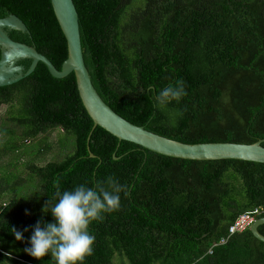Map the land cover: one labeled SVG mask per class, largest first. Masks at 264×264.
Here are the masks:
<instances>
[{
  "label": "trees",
  "instance_id": "obj_1",
  "mask_svg": "<svg viewBox=\"0 0 264 264\" xmlns=\"http://www.w3.org/2000/svg\"><path fill=\"white\" fill-rule=\"evenodd\" d=\"M72 1L91 83L114 113L185 144L264 139V0ZM9 15L28 31L9 38L60 70L67 49L50 0H0V18ZM30 64L18 62L25 71ZM178 80L187 94L158 107L159 92ZM1 106V154L53 129L69 141L59 160L24 164L31 180L18 175L15 183L32 187V197L0 204V264H57L50 254L37 260L24 251L34 226L55 222L48 210L57 190L107 188L109 177L127 194L119 193V210L89 224L94 251L82 264H264V243L249 229L217 245L238 216L258 209L255 219L264 217V164L175 159L92 130L74 75L55 79L42 63L0 88ZM257 231L264 236V224Z\"/></svg>",
  "mask_w": 264,
  "mask_h": 264
},
{
  "label": "water",
  "instance_id": "obj_2",
  "mask_svg": "<svg viewBox=\"0 0 264 264\" xmlns=\"http://www.w3.org/2000/svg\"><path fill=\"white\" fill-rule=\"evenodd\" d=\"M53 14L66 42L67 56L57 70L34 47L15 42L8 36L9 31L26 33L24 23L14 15L0 18V88L16 84L29 76L38 63H42L55 79L74 75L76 89L81 104L93 123L92 130L99 127L115 137L150 152L181 160L219 161L239 160L264 164V139L252 144L237 143H198L185 144L161 137L137 127L114 113L100 98L94 89L85 66L80 41L78 14L72 0H50ZM23 60H31L29 68L18 65ZM91 134V133H90ZM89 140V138H88ZM90 157L94 156L90 154ZM264 224V217L256 219L249 231L259 242L264 243V236L258 227Z\"/></svg>",
  "mask_w": 264,
  "mask_h": 264
},
{
  "label": "clouds",
  "instance_id": "obj_3",
  "mask_svg": "<svg viewBox=\"0 0 264 264\" xmlns=\"http://www.w3.org/2000/svg\"><path fill=\"white\" fill-rule=\"evenodd\" d=\"M186 94L184 82L178 80L175 86L170 85L159 92L157 105L163 108L170 101L179 102ZM107 185L106 188L98 182L96 189L80 185L62 193L57 190L58 202L48 210L55 222L38 221L30 237L31 247L24 251L37 260L50 254L57 264H82L94 251L95 237L89 234V224L102 221L103 213L119 210V193L123 190L127 194L112 177L108 178ZM47 204L48 201L42 209L44 212ZM12 231L17 241L23 240L22 232L15 228Z\"/></svg>",
  "mask_w": 264,
  "mask_h": 264
},
{
  "label": "rangeland",
  "instance_id": "obj_4",
  "mask_svg": "<svg viewBox=\"0 0 264 264\" xmlns=\"http://www.w3.org/2000/svg\"><path fill=\"white\" fill-rule=\"evenodd\" d=\"M6 106H1L0 109V146L6 139L1 133V129L5 126L2 119V114L4 113ZM69 139L64 135L59 129H53L47 132L45 135H41L36 138V140L24 141L17 148L16 153L1 154L0 152V204L18 199H29L32 197V187L27 184H16L17 176L22 178L23 182H28L31 180L28 171L26 169V164L32 158L33 164L37 166H44L46 163L51 161H57L60 159L62 152H60V144L67 143ZM26 142V143H25ZM47 146V150L44 152H37L38 147ZM67 146H63V150L66 151ZM35 151L32 153L31 152ZM16 162V166L13 165V160ZM13 166V168H9ZM9 168V169H5ZM2 178V180H1ZM16 184V185H15ZM15 197V198H14ZM1 206V205H0Z\"/></svg>",
  "mask_w": 264,
  "mask_h": 264
},
{
  "label": "built area",
  "instance_id": "obj_5",
  "mask_svg": "<svg viewBox=\"0 0 264 264\" xmlns=\"http://www.w3.org/2000/svg\"><path fill=\"white\" fill-rule=\"evenodd\" d=\"M260 210L256 209L253 213H246L238 216L235 221L228 227V235L222 238L217 245L225 244L228 238L234 234H239L249 229L251 224L256 220V215L260 214ZM216 246V244H214ZM211 253V249L209 250Z\"/></svg>",
  "mask_w": 264,
  "mask_h": 264
}]
</instances>
